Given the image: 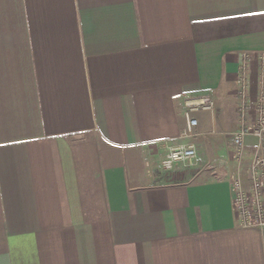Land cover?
Returning a JSON list of instances; mask_svg holds the SVG:
<instances>
[{
	"label": "crops",
	"instance_id": "obj_1",
	"mask_svg": "<svg viewBox=\"0 0 264 264\" xmlns=\"http://www.w3.org/2000/svg\"><path fill=\"white\" fill-rule=\"evenodd\" d=\"M260 57L264 0H0V264H264L228 181Z\"/></svg>",
	"mask_w": 264,
	"mask_h": 264
},
{
	"label": "built area",
	"instance_id": "obj_2",
	"mask_svg": "<svg viewBox=\"0 0 264 264\" xmlns=\"http://www.w3.org/2000/svg\"><path fill=\"white\" fill-rule=\"evenodd\" d=\"M260 68L264 78V58L260 57ZM238 117L239 130L230 136L232 147V160L238 168L243 166L246 139L251 137L256 140L258 150L255 152L249 165L245 167V178L239 172L229 176V189L231 196V209L234 220L242 229L264 228V92L254 104L249 102L248 86L243 78H239L238 89ZM184 137L192 138L198 120V113H213L214 102L209 95L198 98L186 97L184 100ZM250 111L254 118L249 121ZM196 158L194 145L180 146L169 151L163 166L170 169L175 163H189Z\"/></svg>",
	"mask_w": 264,
	"mask_h": 264
}]
</instances>
